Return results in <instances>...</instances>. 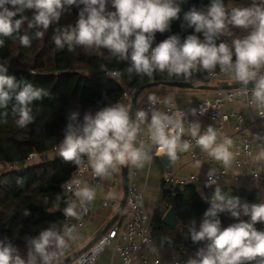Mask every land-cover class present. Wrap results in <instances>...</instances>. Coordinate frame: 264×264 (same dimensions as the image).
<instances>
[{"label":"clouds","instance_id":"clouds-1","mask_svg":"<svg viewBox=\"0 0 264 264\" xmlns=\"http://www.w3.org/2000/svg\"><path fill=\"white\" fill-rule=\"evenodd\" d=\"M109 3L115 12L107 11ZM7 5H12L15 10H9ZM70 6L79 8V18L75 26L59 29L53 36L57 50L66 46L70 52H74L77 46L89 50L108 49L122 60L130 57L129 72L134 70L136 74L149 78L157 71L189 78L197 70L213 73L219 66L221 72L234 73L245 91L250 82L254 85L251 88L252 103L261 109L258 115L264 117V0L259 3L253 0L250 7H233L230 11L226 10L224 0H210L206 11L193 9L185 16L189 27L194 28L195 33L203 34V40L196 34H190L181 43L177 35H172L154 48L155 33L168 31L171 21L178 18L180 7L176 0H0V35L12 36L19 32L26 17L13 18L26 9H35L28 27L47 31L53 23L59 22L62 13ZM230 25L250 31L243 38L233 39L231 45L225 42L217 45L216 39L230 34ZM44 31H37L35 36L42 39ZM19 40L21 46H31L29 35H21ZM3 43L0 40V46ZM6 72L7 67L0 64V108H7L14 101L12 112L18 117L16 125L25 128L34 121L30 105L49 93L30 82L17 81ZM118 75L113 73V76ZM148 99L151 105L157 102L153 95ZM206 111L201 108L200 114ZM196 112V109H191L192 115ZM145 123L148 124L150 140L158 146V154L166 155L174 162L178 158V150L190 148L188 141L181 142L184 130L180 118L155 108L150 111L139 109L133 116L127 106L116 102L94 112L86 111L82 119L78 111L71 112L58 154L65 162L75 165L82 164V158L87 157L93 174L99 178L110 175L119 166L130 164L142 168L146 162H151L144 144L136 145L141 126ZM191 136L195 138L196 145L216 161L225 167L231 165L234 159L230 151L231 139L225 138L218 143V131L209 125L201 133L198 122L192 124ZM258 158H264V151ZM214 175L215 170L211 169L209 186L217 183ZM63 187L74 194L80 208L96 197L94 189L82 186V181L75 177ZM77 200L66 201L64 216L80 218ZM59 208L60 198L57 197L53 209ZM225 212L233 218L250 216L251 222L241 221L221 229L218 214ZM257 222H264V203H242L239 197L228 196L216 187L199 230L194 222L189 229L194 243H209L206 248L199 249L196 257L190 258L187 264H245L257 257L261 258L259 264H264V232L254 228ZM75 231V225H65L62 233L55 227L40 231L27 241L26 259L11 241L0 240V264H54L67 247V241L74 239Z\"/></svg>","mask_w":264,"mask_h":264},{"label":"trees","instance_id":"trees-1","mask_svg":"<svg viewBox=\"0 0 264 264\" xmlns=\"http://www.w3.org/2000/svg\"><path fill=\"white\" fill-rule=\"evenodd\" d=\"M242 0H224L226 9ZM180 7L178 18L171 21L170 29L164 33L156 32L152 47L177 35L180 42L190 34H196L203 40L202 33H195L185 19L191 6L197 11H206L210 0H176ZM9 10H15L7 5ZM82 7V6H81ZM107 11L115 12L109 3ZM26 17L19 32L12 36L0 35L4 43L0 46V64L7 67L6 75L17 81L30 82L35 87L43 88L49 93L30 105L34 121L25 128L16 125L18 117L12 112V103L7 108H0V164H11L12 169L0 170V240L7 239L18 247L22 258L27 257V241L40 231L55 227L58 231L64 223L63 209L66 207L67 195L63 185L74 174L79 165L65 162L55 152L64 137L68 116L73 111L80 113V119L86 111H96L108 104L120 102L126 89H137L139 86L166 80H191L204 82L211 73L197 70L191 77L169 76L167 72H154L153 77L140 76L133 70L130 57L122 60L112 55L108 49H85L77 46L70 52L67 46L57 50L53 36L59 29L75 26L79 18V8L68 7L58 23H53L47 31L38 27H28L35 15V9H26L13 19ZM44 31L43 38L35 33ZM27 34L31 46H21L19 37ZM223 37H220L219 43ZM219 43L217 45H219ZM235 59V57H233ZM220 72L217 66L215 72ZM113 73H119L113 76ZM57 153V152H55ZM32 154H38L42 161L29 163ZM52 155V154H51ZM51 157V158H50ZM85 157L82 158L84 160ZM44 160V161H43ZM158 163L160 157H155ZM218 186L204 184L199 190L196 184L161 185V195L153 215V239L160 246L193 245L195 250L206 248L208 241L193 242L190 227L193 222L197 230L209 208L205 198L213 195ZM221 191L228 196L239 197L241 202L264 203V191L259 188L225 186ZM60 198L59 210L53 209V203ZM174 208L179 219L175 227L163 222L166 212ZM28 212V215H25ZM221 229L230 225L234 219L229 213H220ZM241 221L251 222L250 216L241 215ZM257 231L264 232V222L254 224ZM261 258L245 264H259Z\"/></svg>","mask_w":264,"mask_h":264},{"label":"built area","instance_id":"built-area-1","mask_svg":"<svg viewBox=\"0 0 264 264\" xmlns=\"http://www.w3.org/2000/svg\"><path fill=\"white\" fill-rule=\"evenodd\" d=\"M249 31L250 30L248 29H244V32L239 35V38L246 36ZM233 39L235 38H223L222 42L231 45ZM208 78L210 80L217 79L220 81H226L230 78H235V76L232 72L224 73L220 71L211 73ZM135 90L136 89H126L120 98V101H123V104L129 108V111ZM237 99H244L249 109L254 105L257 109V113L261 110L258 106L252 103L251 87H248L247 91H245L244 88L221 90L212 97H205L198 100L193 108L197 110L196 115H192L191 110H187L184 107L177 106L173 103L167 105L163 110H160L158 102L151 105L149 100L138 103L136 111L139 109H148L150 111L152 108H155L160 112L180 118L182 120V127L184 130L181 136V142L188 141L190 143L188 153L192 160L199 162L208 160L210 162L209 171L211 169L215 170L214 178L217 181L216 184H212L214 186H219L225 179L226 170L224 169L222 162H216L213 157L196 145L195 138L191 136V127L194 123L193 116H206L209 119L215 120L219 130L224 127V123L229 121L232 116H237V122L234 126L236 138L232 139L228 135L219 134L217 142L220 143L225 138L231 139L232 145L230 147V151L234 154L231 166L238 170L237 178L240 179L241 177H246L249 183L256 185L259 189H262L264 188V162L252 165L250 163V158L252 157L254 148L264 147V127L261 124L264 122V117H260L258 115V118H255L252 114L247 116H238L234 109L230 112H225L224 106L227 103L235 102ZM201 108L207 109L203 115L200 114ZM257 137H261L262 139H257ZM141 143H143L144 146L148 143H152L149 131L145 124L141 126V132L138 134L136 145L139 146ZM153 146L155 151L152 158L161 156L157 151L158 146L155 144H153ZM34 156L39 157L38 154H32L30 158L32 159ZM245 165L249 166L248 170L242 169ZM140 169L141 168H137L135 166L129 168L127 200L125 209L123 210L121 216L90 248L80 254L69 264H94L101 258L107 248H111L114 253L119 254L123 261L121 264H134L145 253H153L156 255L152 259L151 264H162L157 255L161 246L153 239V220L151 219L145 203L146 186H142L137 180ZM121 170L122 166H119L116 171L104 178L96 177L88 164L87 157H85L82 164L79 165L77 170L67 181L74 177L80 179L82 181V186H87L95 190L96 199L98 197V190L107 177H112L113 179L111 185L109 186L110 189L122 183ZM209 171L203 181L198 173H187L185 175L167 173L163 177L162 183L165 182L167 184L180 186L188 183L196 185H200L201 183H203V185L206 183L208 184ZM65 192L67 195V201L77 200L72 192H68L66 190ZM95 199L91 202H86L83 208L79 207V201L77 200V210L80 212L79 219L64 216V223L60 232H63L65 225H75L76 231L74 233V239L67 241V247L63 250V253L58 257V260L55 261L54 264L59 263L73 252L76 236L86 225ZM120 201V198L106 197L103 199L102 205L111 211L117 212L120 207ZM165 248L172 251L169 264H187V261L190 258H195L197 253L193 245H170Z\"/></svg>","mask_w":264,"mask_h":264},{"label":"crops","instance_id":"crops-1","mask_svg":"<svg viewBox=\"0 0 264 264\" xmlns=\"http://www.w3.org/2000/svg\"><path fill=\"white\" fill-rule=\"evenodd\" d=\"M257 3L260 0H256ZM253 4V0H242L239 3L234 4L227 11H230L233 7H250ZM230 34L221 35L220 37L227 38H239V35L244 32V29L229 26ZM210 81H215L211 84L207 85H218V84H231V83H238L235 78H230L226 81H220L217 79H212ZM202 85V84H199ZM211 92V93H209ZM214 92V93H213ZM218 91H210V90H198V89H179L174 87L168 86H157L150 89L143 91L141 94L143 95V99L138 103L149 100V96L153 95L157 98V102L159 103V109L163 110L167 105L173 103L177 106L184 107L187 110H191L194 108L196 102L205 97H212ZM140 94V96H141ZM139 96V97H140ZM123 103V101H120ZM232 109L236 111L238 116H247L252 114L255 118H258V113L256 107L253 105L249 109L244 99H237L235 102L227 103L224 106L225 112H230ZM193 122H198L201 126V132L203 133L206 131L207 127L211 125L217 131H219L220 135H228L232 139L236 138L234 126L237 122V116H232L229 121L224 123V127L222 129H218V125L215 120L209 119L206 116H193ZM264 127V122L261 123ZM147 129L148 124L145 123ZM145 150L151 156V162H146L144 167L140 169L139 176L137 180L142 186H146V207L150 213V210L154 207L152 202L154 200V196L158 195V192H161V185L162 179L167 173L177 174V175H185L187 173H198L201 177L202 181L205 179L207 172L210 169V162L205 160L203 162L194 161L191 159L188 150L187 151H179V158L176 161H172V170H169L167 166L163 163H158L155 158H152L154 154V146L152 143H148L145 145ZM264 151L263 148H254L252 153V157L250 158V163H262L264 162V158H258L260 153ZM162 156V155H161ZM161 156H159L161 158ZM216 161V160H215ZM162 162V161H161ZM218 162V161H216ZM130 167H133L130 165ZM249 166L245 165L242 167L243 170H248ZM226 170V177L221 182L218 187H225V186H237V187H249V188H258L256 185H253L247 181L246 177H241L240 179L237 178L238 170L232 167H225ZM112 177H107L104 181L100 189L98 190V197L95 199L94 204L91 208V213L88 217L86 225L82 228V230L78 233L75 239V243L73 246V252L79 251L82 249L89 241L93 238L95 233L107 225V223L112 219L115 211H111L110 209L104 207L102 205V201L104 198L112 197V198H122L123 196V187L122 183L117 185L114 188H109L112 183ZM203 183L197 185L199 190H202ZM261 190L264 191V188ZM151 219L153 220V214L151 215ZM158 244V243H157ZM158 257L160 258L162 264H169L172 256V251L166 249L165 247L161 246L157 253ZM156 255L153 253H145L143 254L134 264H151L152 259ZM122 258L119 254L114 253L111 248H107L100 259H98L94 264H121Z\"/></svg>","mask_w":264,"mask_h":264},{"label":"water","instance_id":"water-1","mask_svg":"<svg viewBox=\"0 0 264 264\" xmlns=\"http://www.w3.org/2000/svg\"><path fill=\"white\" fill-rule=\"evenodd\" d=\"M192 9L198 10L197 6H191ZM220 41V38L216 39L215 43L218 44ZM168 86V87H174V88H179V89H198V90H210V91H221V90H230V89H236V88H243L242 84L240 82L238 83H231V84H218V85H207V84H202V85H197L194 81L191 80H166V81H153L149 82L146 84H143L139 86L133 95L132 101H131V106H130V115L134 116V113L136 111V107L138 104V99L140 94L150 88L157 87V86ZM254 85L250 82L248 87H253ZM178 158L180 157L179 154L177 153ZM161 161L162 163L169 168V170H172V161L169 160V158L166 155L161 156ZM129 168L130 164L126 166H122L121 170V182H122V187H123V196L120 201V207L117 210V212L114 214L112 219L99 229L93 238L87 243L82 249L79 251H74L70 253L67 257H65L63 260H61L57 264H69L73 260H75L80 254L85 252L88 248H90L101 236L102 234L114 223L118 220V218L121 216L123 210L125 209L126 206V200H127V190L129 186ZM205 202L208 204L210 207V199L205 198ZM218 218H222L221 214H218ZM163 222L171 227H175L179 219L176 215V212L174 208H170L166 214L163 217ZM241 222L240 217L239 218H234L230 221V225L236 224Z\"/></svg>","mask_w":264,"mask_h":264},{"label":"rangeland","instance_id":"rangeland-1","mask_svg":"<svg viewBox=\"0 0 264 264\" xmlns=\"http://www.w3.org/2000/svg\"><path fill=\"white\" fill-rule=\"evenodd\" d=\"M213 82H215V81H210V79H208V80H205L204 82H199V81H196L195 83L197 84V85H199V84H211V83H213ZM209 93H211V92H209ZM214 93V92H213ZM143 95L144 94H141V96L139 97V101H141L142 99H143ZM55 152H57V153H55ZM55 152H53V153H50L49 155L50 156H55V155H59L58 154V149L55 151ZM52 154V155H51ZM51 158V157H50ZM40 161H42V159H41V157L39 156H34L30 161H29V163H38V162H40ZM44 161V160H43ZM15 166H12L11 164H8V165H6V164H0V170H10V169H12V168H14ZM159 193V194H158ZM157 194L158 195H156V196H154V200L155 201H153L152 202V205L154 206L151 210H150V214L152 215H154V213H155V209H156V207L158 206V204H159V201H160V195H161V193L160 192H158L157 191Z\"/></svg>","mask_w":264,"mask_h":264}]
</instances>
